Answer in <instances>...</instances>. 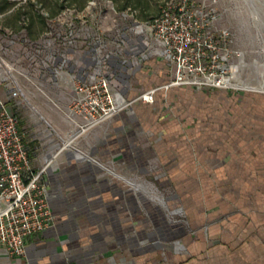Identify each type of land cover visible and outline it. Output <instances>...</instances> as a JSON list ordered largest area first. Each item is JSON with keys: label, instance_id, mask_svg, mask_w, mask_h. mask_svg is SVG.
Listing matches in <instances>:
<instances>
[{"label": "crops", "instance_id": "0c3cea01", "mask_svg": "<svg viewBox=\"0 0 264 264\" xmlns=\"http://www.w3.org/2000/svg\"><path fill=\"white\" fill-rule=\"evenodd\" d=\"M125 12L127 18L133 15ZM90 26L95 29L93 22ZM56 51L41 57L13 55L16 68L26 73L20 83L29 102L11 99L7 87L0 88L1 97L20 117L34 171L52 161L47 182L55 217L52 227L28 239L26 256L11 257L1 247L0 264H264V243L240 244V224L249 222L243 214L236 216L237 223H228L227 234L215 225L211 235L216 238L209 240L207 208L212 220L224 210L214 198L208 173L218 184L238 181L244 174L239 165L249 161L235 155L229 168L232 157L216 160L201 151L198 166L190 138L180 136L177 121L162 114L168 95L174 98L178 90L194 88L164 87L172 72L148 21L134 20L116 29L113 37L105 35L99 50L83 37ZM98 71L111 77L119 102L158 88L156 101L133 102L71 140L75 125L64 110L74 94L73 76ZM249 171L254 178L260 173L264 184V169ZM248 175L241 177V184L246 177L252 182ZM149 184L159 194L163 190L162 201L146 198L143 188ZM204 188L213 189L207 193ZM177 209H184L188 224L170 217L168 211ZM251 215L256 222L264 221V212L259 218L258 213Z\"/></svg>", "mask_w": 264, "mask_h": 264}, {"label": "built area", "instance_id": "2783aa9c", "mask_svg": "<svg viewBox=\"0 0 264 264\" xmlns=\"http://www.w3.org/2000/svg\"><path fill=\"white\" fill-rule=\"evenodd\" d=\"M216 2L167 0L160 14L148 21L152 36L161 42L171 68L172 77L164 86L166 89L191 87L239 93L247 90L237 81L240 71L237 60L242 54L234 50V33L229 28L215 25L217 14L211 5ZM96 4V0H91L86 9ZM74 13H78L74 8L64 10L35 39L19 31L11 35V43L20 44L21 54L26 56L41 57L50 49L57 53L59 46L75 45L83 37L95 43L99 50L105 42L104 34L97 25L91 29L88 19L78 21ZM54 23L56 27L52 25ZM5 66V69L0 68V88L6 86L11 99L29 102L20 83V76L26 73L17 69L13 62H7ZM73 89L70 104L64 110L75 125L73 139L108 122L133 102L154 103L159 90H147L132 102H119L113 92L111 77L103 71L73 76ZM51 163L34 171L20 129V117L0 95V248L5 247L11 257L26 256L28 239L55 224L47 182Z\"/></svg>", "mask_w": 264, "mask_h": 264}, {"label": "rangeland", "instance_id": "374dc122", "mask_svg": "<svg viewBox=\"0 0 264 264\" xmlns=\"http://www.w3.org/2000/svg\"><path fill=\"white\" fill-rule=\"evenodd\" d=\"M96 1L97 4L93 8H85L74 15L77 16L78 21H82L81 19L94 20V25L98 26L104 36L113 37L116 29L125 27L127 24L131 25L134 20H139L136 13L127 18L124 16L125 11H118L109 0ZM205 2L211 4L210 1ZM23 4H27V1L24 3L19 1L17 5ZM163 4L165 3L161 4L160 10ZM211 6L217 14L215 25L229 28L234 33V50L242 54L241 58L237 60L240 64L237 81L247 90L241 91L239 94L238 92L229 94L222 90H198L195 88L178 90L174 98H170L168 95L163 100L162 114L164 113L173 122L177 121L180 127L178 130L180 136L186 135L190 138L192 154L194 160H197L198 166L200 165L201 151H207L216 160H227L228 156L232 157V159L229 158L230 162L226 165L229 168L233 167L235 155L239 154L241 159L243 157L248 159L249 162L239 165V167L243 166L244 174L237 178L238 181L231 179L225 184H218L217 177L211 172L208 173V180L210 179L214 185V198L224 211L223 214L220 213V216L212 220L214 216L212 217L210 214V205V208H207L209 210L206 211L209 219H207L205 229L208 231L209 240H212V238H216L211 235L215 225L220 226L227 234L228 223H237L234 219L239 214H243L249 218V222L240 224L242 227L240 244L245 245L251 242L261 244L264 243V221L259 218V214L264 212V184L261 174L255 173L257 177L254 178L251 171L264 169V0H217ZM128 12L132 13L130 10ZM160 12L155 16H158ZM52 25L57 26L55 23ZM23 26H26L25 22L20 21L15 25L12 17L0 14V35L3 38H0L1 69H5L7 62L10 64L13 62L14 54L12 52L21 54L22 46L20 44L12 45L11 37L18 34L19 31L28 34L29 30L17 29V27ZM39 26L36 24L33 27V30L38 34ZM48 27L50 25H47L40 35ZM169 130L172 133V130ZM223 155L226 156L223 157ZM247 171L251 173H246ZM229 172L230 170L226 172V178H229ZM248 174L253 176L252 182L251 179L248 182L249 178L246 177L245 184H241L244 181L240 183L241 177ZM200 183L205 184V178L201 177ZM222 187L225 188L222 189ZM143 189L146 191V198L151 199L150 196H152L158 200L162 199L163 190L159 189L160 195L152 184ZM212 189L204 188V191L208 193ZM252 213H258L257 217L260 222L253 219ZM168 214L177 222L189 223L184 209H177L174 212L169 210ZM229 235L232 236V234ZM245 256L248 258V254L242 253L241 257Z\"/></svg>", "mask_w": 264, "mask_h": 264}, {"label": "trees", "instance_id": "16d2710c", "mask_svg": "<svg viewBox=\"0 0 264 264\" xmlns=\"http://www.w3.org/2000/svg\"><path fill=\"white\" fill-rule=\"evenodd\" d=\"M19 1L21 0H0V14L9 18L12 17L15 25L20 21L25 22L26 26H23L24 29L29 30L28 34L31 38L35 39L39 37L49 22L58 17L64 10L69 8H74L77 11L83 10L91 0H28L27 4L18 6ZM111 1L118 11L124 12L130 10L132 13H136L135 15L139 20L149 21L161 11V4L167 0ZM40 9H44L47 14L42 13ZM36 24L40 25L39 34L33 30ZM23 27H17V29L22 30Z\"/></svg>", "mask_w": 264, "mask_h": 264}, {"label": "bare ground", "instance_id": "6f19581e", "mask_svg": "<svg viewBox=\"0 0 264 264\" xmlns=\"http://www.w3.org/2000/svg\"><path fill=\"white\" fill-rule=\"evenodd\" d=\"M73 137H74V136H72L71 140H73Z\"/></svg>", "mask_w": 264, "mask_h": 264}]
</instances>
